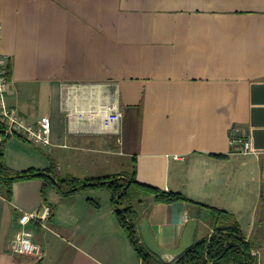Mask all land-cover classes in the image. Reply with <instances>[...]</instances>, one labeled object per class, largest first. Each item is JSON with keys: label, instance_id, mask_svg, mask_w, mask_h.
Instances as JSON below:
<instances>
[{"label": "crops", "instance_id": "obj_1", "mask_svg": "<svg viewBox=\"0 0 264 264\" xmlns=\"http://www.w3.org/2000/svg\"><path fill=\"white\" fill-rule=\"evenodd\" d=\"M0 50L6 103L29 121H51L46 147L5 138L7 167L52 164L58 177L79 180L133 170L140 183L180 193L189 201L137 193L132 200L137 227L146 218L164 248L178 244L190 219L193 241L210 233L211 207L229 213L245 239L259 241L264 0H0ZM92 84L105 93L116 88V133L89 132L86 121L75 130L64 115ZM233 135L254 151L230 145ZM44 203L51 207L46 225L29 224L42 256L11 253L19 213ZM0 264L142 263L107 189L66 194L29 178L12 181L9 197L0 190Z\"/></svg>", "mask_w": 264, "mask_h": 264}, {"label": "trees", "instance_id": "obj_2", "mask_svg": "<svg viewBox=\"0 0 264 264\" xmlns=\"http://www.w3.org/2000/svg\"><path fill=\"white\" fill-rule=\"evenodd\" d=\"M0 190L6 196L10 195V184L14 180L39 178L42 184H54L63 193H71L80 188H105L109 191L114 214L125 230L134 250L139 255L142 264H256L251 253L256 240L245 239L235 219L222 210L210 208L214 214V223L209 235H204L193 241L192 245L178 254L172 262L165 263L160 256L149 252L143 245L136 219L139 212L133 203L134 194L152 195V200L170 202L177 199L189 201L180 193L164 191L154 186L138 182L134 171L129 173H114L86 177L79 180L76 177H58L54 165L44 169L26 168L14 170L2 161V142L5 135L0 122ZM140 200H137L139 202ZM97 205L96 203H94ZM257 222L254 223L256 229ZM255 231V230H254Z\"/></svg>", "mask_w": 264, "mask_h": 264}, {"label": "built area", "instance_id": "obj_3", "mask_svg": "<svg viewBox=\"0 0 264 264\" xmlns=\"http://www.w3.org/2000/svg\"><path fill=\"white\" fill-rule=\"evenodd\" d=\"M69 88L72 85L68 86ZM9 89V80L6 73V56L0 50V122L5 135L22 138L37 147H46L50 144L51 121L48 116H42L36 121H29L16 108L6 103L5 95ZM73 104L67 107L64 115L67 121L73 124L75 130L80 129V123L87 122V130L93 133L117 132V125L121 112L114 87L111 93H105L100 85L92 84L89 91L77 95ZM239 143V151L253 152L250 141L240 136H230V145ZM51 214L49 204H42L38 209L21 212L17 217L18 228L8 241V249L17 255H31L39 259L43 252L40 243L33 239L30 223L41 227L46 225ZM254 254L253 251H251Z\"/></svg>", "mask_w": 264, "mask_h": 264}, {"label": "water", "instance_id": "obj_4", "mask_svg": "<svg viewBox=\"0 0 264 264\" xmlns=\"http://www.w3.org/2000/svg\"><path fill=\"white\" fill-rule=\"evenodd\" d=\"M196 221L194 219H190L184 226V229L182 231L181 238L178 242V244L173 248H164L162 246H159L153 235L150 233L148 224L146 221V218H141L140 222L138 223V231L140 235V239L145 246V248L155 254L160 256L162 253H167L170 255H178L183 250L188 248L193 243V230L195 227Z\"/></svg>", "mask_w": 264, "mask_h": 264}, {"label": "rangeland", "instance_id": "obj_5", "mask_svg": "<svg viewBox=\"0 0 264 264\" xmlns=\"http://www.w3.org/2000/svg\"><path fill=\"white\" fill-rule=\"evenodd\" d=\"M256 219L257 221L259 220V222H257V226L256 229H254L255 230L254 232H256L257 235L259 236V241L255 243V246L252 248L251 251L254 252L253 256L255 258V262H258L260 258L264 260V209L259 210L258 217ZM206 235H209V233H207ZM176 256L177 255L162 253L160 255V259H162L163 262L168 263V262H172ZM205 264H211V261H207ZM229 264H234V263H229Z\"/></svg>", "mask_w": 264, "mask_h": 264}]
</instances>
